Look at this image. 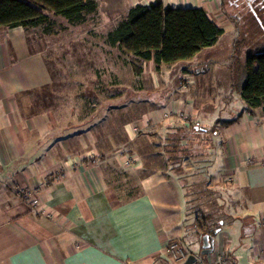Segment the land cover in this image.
Wrapping results in <instances>:
<instances>
[{"label": "crops", "instance_id": "crops-1", "mask_svg": "<svg viewBox=\"0 0 264 264\" xmlns=\"http://www.w3.org/2000/svg\"><path fill=\"white\" fill-rule=\"evenodd\" d=\"M155 1L96 0L101 16L119 19ZM160 1L204 7L211 18L221 2ZM29 42L23 27L0 28V264H176L167 247L174 240L187 247V235L201 250V237L181 215L174 189L181 183L149 162L158 139L149 132L162 127L166 134L169 127L151 119L157 105L132 101L125 113L118 103L123 84L114 74L95 86L114 97L83 99V108L56 104L39 93L53 78L41 50ZM185 92L158 108L184 110L192 99V124L209 117L211 129L219 119L233 120L213 135L210 171L234 219L217 232L204 260L264 264V107L242 113L244 106L234 117L215 119ZM120 155H136L141 165L127 168ZM19 189L33 190L43 211L33 214Z\"/></svg>", "mask_w": 264, "mask_h": 264}, {"label": "trees", "instance_id": "trees-1", "mask_svg": "<svg viewBox=\"0 0 264 264\" xmlns=\"http://www.w3.org/2000/svg\"><path fill=\"white\" fill-rule=\"evenodd\" d=\"M96 12V0H0V28L20 26L26 33L42 28L48 33L52 25L50 14L79 25ZM222 32L204 7H172L157 0L128 9L106 33V42L117 49L125 64L136 72L143 63L152 62L159 69L163 64L192 58L203 48L215 44ZM186 83L187 80L181 79L180 84L190 85ZM232 87L238 89L245 102L242 113L264 107V47L247 57L233 78ZM89 94L98 98L94 89ZM79 97L91 104L85 93ZM230 122L233 120L219 119L211 129H206L191 121L189 125L162 121L155 125H169L166 134L164 127L149 132L150 136L158 138L151 142L156 151L148 156L149 162L165 167L170 176L181 183L186 198L184 221L201 240L205 234L215 238L217 232L234 219L233 212L229 211L230 201L224 191L212 183L210 171L212 149L216 146L213 135L218 127Z\"/></svg>", "mask_w": 264, "mask_h": 264}, {"label": "rangeland", "instance_id": "rangeland-1", "mask_svg": "<svg viewBox=\"0 0 264 264\" xmlns=\"http://www.w3.org/2000/svg\"><path fill=\"white\" fill-rule=\"evenodd\" d=\"M220 1V9L210 12L223 30L216 43L203 48L192 58L163 64L158 70L153 69V72L148 63H143L134 72L133 67L125 64L120 57V52L106 42V33L119 17L101 16L100 10H97L84 23L72 25L50 14L52 25L48 33H44L42 28H33L27 33L31 47L41 50L53 78L50 88L41 89L40 95L53 99L56 104L62 102L71 106L82 104L83 97L79 95L83 92L93 102L95 97L89 94L93 89L99 98L115 95V92L102 90L101 86L95 87L101 82L107 83V79L114 74L120 77L123 84L119 86L124 89L120 91L118 103L126 107L125 113L132 109V101H148L149 104L157 105L154 112L167 100L185 95L186 89V95L200 101L197 104L209 110L212 118L234 117L245 106V102L238 89L232 87L233 78L244 66L247 57L264 47V0L253 1L254 5L263 7L259 11L260 21L255 19L254 10L250 13L248 9V3L252 0H240L238 5L235 0ZM198 72L200 75L197 77ZM181 79H190L192 85H196L186 88L180 84ZM186 100L190 104L193 102L192 99ZM185 111L192 121L189 115L191 108L185 107ZM208 118L200 119L201 127L208 129L212 125L207 121ZM174 189L183 208L181 215L185 219L184 190L179 185L174 186ZM187 236L184 237L187 248L195 252L198 260H204L207 255L201 254L199 244H190ZM174 242L177 243L176 240Z\"/></svg>", "mask_w": 264, "mask_h": 264}, {"label": "built area", "instance_id": "built-area-1", "mask_svg": "<svg viewBox=\"0 0 264 264\" xmlns=\"http://www.w3.org/2000/svg\"><path fill=\"white\" fill-rule=\"evenodd\" d=\"M191 80H187L186 84H189ZM187 106L190 105V103L186 104ZM186 106V107H187ZM183 109V107H182ZM154 123H161L162 121L166 122H176L183 125H189L190 120L188 113L184 110H175V109H159L152 113L151 118ZM120 158L123 162V165L127 168L130 167H137L141 165V161L138 156L132 155V156H125L120 155ZM20 197L23 199V201L26 203V205L30 208L31 212L33 214L41 213L42 206L40 199L35 195L33 190L30 189H19ZM167 256L176 264L183 263L187 257L190 254L187 247L181 243H172L167 247L166 251ZM193 264H229L228 259H223L220 263H215L212 261L206 262L204 260H196Z\"/></svg>", "mask_w": 264, "mask_h": 264}, {"label": "water", "instance_id": "water-1", "mask_svg": "<svg viewBox=\"0 0 264 264\" xmlns=\"http://www.w3.org/2000/svg\"><path fill=\"white\" fill-rule=\"evenodd\" d=\"M214 242L215 239L211 237L209 234H205L202 236V246H201V254L209 255L214 250ZM197 257L193 254L189 255L187 259L181 264H193L196 261Z\"/></svg>", "mask_w": 264, "mask_h": 264}, {"label": "flooded vegetation", "instance_id": "flooded-vegetation-1", "mask_svg": "<svg viewBox=\"0 0 264 264\" xmlns=\"http://www.w3.org/2000/svg\"><path fill=\"white\" fill-rule=\"evenodd\" d=\"M237 1V2H236ZM254 0H252V2H249L248 3V5H249V7H248V9H250V13H251V10L253 9L254 10V12H255V14H256V16H254L255 17V19L257 18V20H261V16H260V14H259V11L260 10H263V7L262 6H260L259 4H256V5H254V2H253ZM235 3H236V5H238L239 3H240V0H235ZM257 5H258V7H257ZM237 8V7H236ZM258 13H257V12Z\"/></svg>", "mask_w": 264, "mask_h": 264}]
</instances>
